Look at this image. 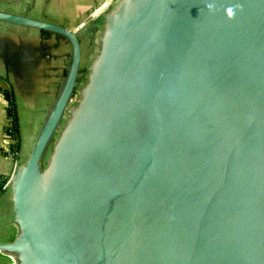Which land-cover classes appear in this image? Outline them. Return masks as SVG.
<instances>
[{
    "label": "water",
    "instance_id": "1",
    "mask_svg": "<svg viewBox=\"0 0 264 264\" xmlns=\"http://www.w3.org/2000/svg\"><path fill=\"white\" fill-rule=\"evenodd\" d=\"M0 21L72 46L9 180L18 235L0 253L15 264H264V0H119L73 106L79 33L4 10Z\"/></svg>",
    "mask_w": 264,
    "mask_h": 264
},
{
    "label": "crops",
    "instance_id": "2",
    "mask_svg": "<svg viewBox=\"0 0 264 264\" xmlns=\"http://www.w3.org/2000/svg\"><path fill=\"white\" fill-rule=\"evenodd\" d=\"M107 0H0V10L28 14L79 33L82 65L91 66L100 48ZM119 0L116 1V4ZM72 54L61 35L0 21V86L12 90L17 113V136L7 131L9 101L0 92V244L18 235L9 180L19 162L28 158L48 112L62 87ZM17 146L14 151L13 146ZM12 258L0 253V264Z\"/></svg>",
    "mask_w": 264,
    "mask_h": 264
},
{
    "label": "trees",
    "instance_id": "3",
    "mask_svg": "<svg viewBox=\"0 0 264 264\" xmlns=\"http://www.w3.org/2000/svg\"><path fill=\"white\" fill-rule=\"evenodd\" d=\"M0 92H3L9 101L8 116L11 117L14 121L13 129H12V136L18 137L17 136V126H16V124H17L16 101H15L14 92L12 90L3 89L1 86H0ZM13 148H14L13 149L14 151L17 150L16 145H14ZM5 183H6V181H3L0 184V187L3 188Z\"/></svg>",
    "mask_w": 264,
    "mask_h": 264
},
{
    "label": "built area",
    "instance_id": "4",
    "mask_svg": "<svg viewBox=\"0 0 264 264\" xmlns=\"http://www.w3.org/2000/svg\"><path fill=\"white\" fill-rule=\"evenodd\" d=\"M116 1L117 0H107L99 9V14H102L104 11L106 12L110 10L112 7H114L116 5ZM80 96H81L80 87H78L77 90L75 91L74 97L72 99V103L76 104L80 99ZM13 125H14V121L11 117H9L8 126H7V131L9 136H11Z\"/></svg>",
    "mask_w": 264,
    "mask_h": 264
},
{
    "label": "rangeland",
    "instance_id": "5",
    "mask_svg": "<svg viewBox=\"0 0 264 264\" xmlns=\"http://www.w3.org/2000/svg\"><path fill=\"white\" fill-rule=\"evenodd\" d=\"M97 54V52H96ZM90 71V67L88 64H84L83 67H82V70L80 72V79H79V84H78V87H82L84 85V83L87 81V77H88V73ZM66 120H64V124L66 123ZM52 148H53V143L52 145L50 146L48 152H47V155H46V159H45V163L47 162V159H48V156L50 154V152L52 151ZM11 264H13V262L11 261Z\"/></svg>",
    "mask_w": 264,
    "mask_h": 264
},
{
    "label": "bare ground",
    "instance_id": "6",
    "mask_svg": "<svg viewBox=\"0 0 264 264\" xmlns=\"http://www.w3.org/2000/svg\"><path fill=\"white\" fill-rule=\"evenodd\" d=\"M73 105H74V103H71V106H73ZM71 106H70V108H71ZM70 108H69V109H70ZM9 257L12 258V260H13V264H15V263H16V259L14 258V256H10V255H9Z\"/></svg>",
    "mask_w": 264,
    "mask_h": 264
}]
</instances>
